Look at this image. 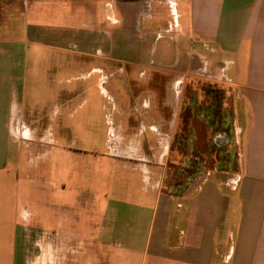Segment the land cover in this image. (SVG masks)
<instances>
[{"label": "crops", "instance_id": "crops-1", "mask_svg": "<svg viewBox=\"0 0 264 264\" xmlns=\"http://www.w3.org/2000/svg\"><path fill=\"white\" fill-rule=\"evenodd\" d=\"M81 1L96 8L104 6L99 0ZM111 1L112 9L118 10L116 1ZM137 1L128 5L129 13ZM157 5L160 15L163 12L167 17L162 19V13L160 18L167 22V35L156 33L148 63L155 82H159V75L165 76L163 102L173 101L168 91L175 93V103L181 101L186 79L214 85L218 98L211 99L215 101L212 105L224 109L231 99L236 109L234 115L239 119H225V113L217 109L214 113L216 106L211 105V119L219 121L208 126L197 120L214 132L211 141L223 148V155L230 153L234 163H210L193 180L172 192L168 186H162L166 169L163 165L138 163L137 170L141 171L142 179L149 186L147 194L151 196L115 199L110 203L124 205L128 211L123 213L112 208L108 218L105 214L108 201L104 206L100 195L92 194L90 217L84 218L88 214L84 212L77 219L81 244L85 241L88 245L81 260L86 264H264V0H160ZM145 18L152 16L144 14ZM113 22L119 23L116 19ZM148 33L154 37L153 32ZM168 34H174L175 39ZM156 46L159 57L155 56ZM189 57L197 63L195 67L191 63L190 70L184 67ZM2 69L0 264H25V233L30 224L41 225L45 230L43 240L47 244L42 248L41 257L47 256L52 264L56 250H67L66 244H57L56 235H68L73 215L64 212L56 219L54 210L48 208L45 212L40 206L33 215L35 210L30 207L43 198L25 197L23 180L19 177L22 163L17 134L23 127L17 119L23 117L14 116L19 110L18 77L14 71ZM162 106L158 104L160 113ZM151 122L148 127L141 124L133 136L145 134V127L149 129L152 139L148 162H155L150 143L162 137V133L169 137L168 130L162 129L163 120L159 121L160 127L157 123L152 128ZM170 130L172 136V126ZM190 135L192 139L197 138L193 127ZM168 151L169 144L161 157L167 156ZM50 184L57 187L55 182ZM25 199L30 202L25 203ZM51 199L54 198L50 193L43 200L48 203ZM125 215L130 218L131 226L125 225ZM138 222L146 223L147 230H137ZM57 228L61 231L57 232ZM137 239L141 240L138 247L135 246ZM105 252L112 253L111 258L97 259V254L103 258Z\"/></svg>", "mask_w": 264, "mask_h": 264}, {"label": "rangeland", "instance_id": "rangeland-1", "mask_svg": "<svg viewBox=\"0 0 264 264\" xmlns=\"http://www.w3.org/2000/svg\"><path fill=\"white\" fill-rule=\"evenodd\" d=\"M99 1L104 6H87L81 0H0V67L9 73L14 71L18 77L19 110L14 116L23 117L17 119L23 127L17 141L22 163L19 177L23 180L25 197L45 199L51 193L54 198L48 203L43 199L33 203L30 207L35 210L33 215L39 206L45 212L48 208L54 210L56 219L64 212L73 215L68 235H56L57 244H66L67 250H56L52 264H79L88 245L85 241L81 244L77 219L84 212L88 213L84 218L90 217L92 194L100 195L104 206L108 201L105 207L108 218L112 208L126 213L127 207L110 202L151 196L147 194L148 184L137 170L138 163L163 165L166 169L162 186L169 189L180 179V167L186 163L190 151L183 144L182 158L170 150L176 103L175 93L168 91L173 98L168 104L173 114L167 124L169 138L162 133L158 140H152L155 162H148L152 138L146 127L151 120L159 124L163 113L158 104H164L165 76L159 75V82H153L152 66L148 63L156 33L167 35V22L162 20L167 19L166 14L161 12L164 15L160 19L157 5L160 0H138L129 14L124 3L119 14L112 9L111 0ZM144 14L152 18L145 20ZM114 19L119 23L113 22ZM149 31L154 37H149ZM168 36L175 39L174 34ZM159 55L156 46L155 56ZM192 57L185 60L186 69H192L191 63L197 66ZM194 81H184L180 105L184 119L190 120L188 128L193 127L196 132V145L204 153L214 132L205 129L197 119L207 118L205 115L215 99L211 100L212 94L207 93L211 84ZM226 104L224 109L212 105L216 106L213 112L217 109L225 113V119H239L234 115L233 101L230 99ZM141 124H146L145 134L133 136ZM168 144L167 156L161 157ZM207 162L212 165V160ZM51 182L57 187L53 188ZM27 202L30 201L25 199ZM127 216L123 217L125 225L131 226ZM31 225L25 233V264H51L47 256L41 257L47 244L43 240L45 230L41 225ZM145 227L143 222L135 225L143 232L147 230ZM140 242L137 239L135 246ZM103 254V258L97 254V259L112 256ZM81 264H86L85 260Z\"/></svg>", "mask_w": 264, "mask_h": 264}, {"label": "trees", "instance_id": "trees-1", "mask_svg": "<svg viewBox=\"0 0 264 264\" xmlns=\"http://www.w3.org/2000/svg\"><path fill=\"white\" fill-rule=\"evenodd\" d=\"M206 92V91H205ZM207 93H211L213 96V99L217 100L218 95L217 91L215 90L214 86H211L210 91ZM208 94V95H209ZM210 96V95H209ZM214 113H217V110L214 111ZM207 117L206 119H202L203 122H205L206 125H210L211 123L215 121H219V119H211V107H209V113L205 115ZM189 125V120L184 119V125H183V130H182V137H175L172 145H171V151H178L180 152V144H184L185 147L190 148L189 150V155L187 156V161H186V166H183L181 171V177L178 179V181H175V183L170 187L171 192L174 191L177 186L189 181L193 180L199 173L200 170L203 167H206L208 165L207 161L212 160V164L218 165L219 163L222 162H232L234 163V158L233 156H230V153L227 154H222L223 149L215 145L212 141L208 142V147L207 150L203 153L200 152L198 146L196 145V140L192 139L190 135V127L188 128ZM183 147V146H182ZM183 156L184 152L182 153ZM211 163V162H210ZM183 177V178H182ZM182 178V179H181Z\"/></svg>", "mask_w": 264, "mask_h": 264}, {"label": "flooded vegetation", "instance_id": "flooded-vegetation-1", "mask_svg": "<svg viewBox=\"0 0 264 264\" xmlns=\"http://www.w3.org/2000/svg\"><path fill=\"white\" fill-rule=\"evenodd\" d=\"M116 1V3H117V5H118V11H119V14H120V12H121V3H124V5H129L131 2H134V0H115ZM125 7V6H124ZM126 9H128V7L126 8ZM126 12H127V10H125ZM128 14H129V12H128ZM127 14V16H129ZM124 17V16H123ZM129 23H130V21H129ZM153 82H155V80L153 79ZM164 96H165V88L163 89V98H164ZM182 101V100H181ZM180 101H178L177 103H176V112H175V114H174V118H173V114H172V112H170V109H169V106H168V104H163V106H162V113H163V116H162V120H163V124H162V129H164L165 131H167L169 128H167V124H168V121H171L172 119H171V117L174 119V125H173V132H172V140L174 141V139H175V137H179V136H181L182 135V130H183V125H184V113H183V108H182V106L180 105ZM162 105V104H161ZM170 112V113H169ZM169 114L171 115V116H169ZM170 119V120H169ZM190 121V120H189ZM182 137V136H181ZM173 143V142H172ZM170 149H171V147H170ZM180 152H178L177 150H176V152L183 158V151H182V143L180 144V150H179ZM182 165H181V169H182Z\"/></svg>", "mask_w": 264, "mask_h": 264}, {"label": "water", "instance_id": "water-1", "mask_svg": "<svg viewBox=\"0 0 264 264\" xmlns=\"http://www.w3.org/2000/svg\"><path fill=\"white\" fill-rule=\"evenodd\" d=\"M214 144H216V143H214Z\"/></svg>", "mask_w": 264, "mask_h": 264}]
</instances>
